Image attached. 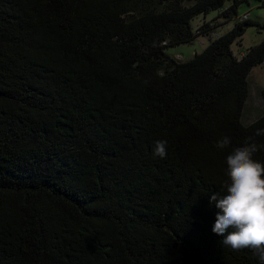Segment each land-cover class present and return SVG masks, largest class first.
Wrapping results in <instances>:
<instances>
[{
	"label": "trees",
	"instance_id": "1",
	"mask_svg": "<svg viewBox=\"0 0 264 264\" xmlns=\"http://www.w3.org/2000/svg\"><path fill=\"white\" fill-rule=\"evenodd\" d=\"M226 1L0 0V264H259L213 232L227 156L264 144V113L242 122L264 40L231 50L264 24ZM213 11L237 22L169 54Z\"/></svg>",
	"mask_w": 264,
	"mask_h": 264
},
{
	"label": "clouds",
	"instance_id": "2",
	"mask_svg": "<svg viewBox=\"0 0 264 264\" xmlns=\"http://www.w3.org/2000/svg\"><path fill=\"white\" fill-rule=\"evenodd\" d=\"M256 136H264V129H257ZM230 144L224 136L216 147L224 149ZM261 148L264 144L250 137L244 146L233 149L226 161V193L212 194L210 206L218 210L213 232L223 237L220 243L234 252L251 250L259 264H264V163L254 159ZM166 149V140L156 141L154 156L166 158Z\"/></svg>",
	"mask_w": 264,
	"mask_h": 264
},
{
	"label": "rangeland",
	"instance_id": "3",
	"mask_svg": "<svg viewBox=\"0 0 264 264\" xmlns=\"http://www.w3.org/2000/svg\"><path fill=\"white\" fill-rule=\"evenodd\" d=\"M230 4V0L225 2L223 7L226 8ZM218 11H213L207 15H199L193 19L191 25L194 29L199 28L205 21H211L213 27L212 33L205 37L194 40L191 44H183L169 49V54L187 60L192 58L196 53H200L208 44V42L219 35L230 31L237 22L234 16L233 20L227 21L224 18H218ZM248 14V18L256 23L264 24V0H244L237 8L236 16L244 18ZM264 40V28L257 26H248L237 41L231 45L233 54L237 57L244 54L251 47L260 44ZM249 97L245 106L242 122L250 124L264 113V61L252 68L248 76Z\"/></svg>",
	"mask_w": 264,
	"mask_h": 264
},
{
	"label": "built area",
	"instance_id": "4",
	"mask_svg": "<svg viewBox=\"0 0 264 264\" xmlns=\"http://www.w3.org/2000/svg\"><path fill=\"white\" fill-rule=\"evenodd\" d=\"M248 16H249L248 14H245V15H244V18H243V16H242L241 19H246V18H248Z\"/></svg>",
	"mask_w": 264,
	"mask_h": 264
}]
</instances>
